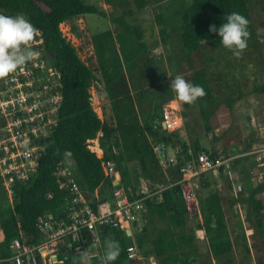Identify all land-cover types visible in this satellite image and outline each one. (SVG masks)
<instances>
[{"label":"trees","instance_id":"trees-1","mask_svg":"<svg viewBox=\"0 0 264 264\" xmlns=\"http://www.w3.org/2000/svg\"><path fill=\"white\" fill-rule=\"evenodd\" d=\"M163 1L165 0H137V4L138 8H144ZM251 1L192 0L189 7V21L180 35L184 55V78L204 88L206 94L195 101V106L200 108L207 133L212 130L210 120L214 113L210 110L214 94L206 70L207 55L214 60L216 53L225 48L218 34L209 30L210 26L213 24L219 26L228 14L238 12L249 20L248 32L252 35L254 31L249 9ZM0 9L12 14L24 12L30 22L43 32L44 48L54 65L60 70L63 84L59 125L55 132L44 140L46 152L41 160L39 172L28 184L17 186L13 205L4 191L9 204L8 208H4L6 202L0 206V264H12L9 261L12 257L10 244L13 239L21 236L20 231L28 244L39 243L41 234L37 227V219L47 213H53L56 216L62 214L65 192L59 187L55 172L57 167L66 165L68 157H72L76 163L78 181L82 188L90 196L99 189L104 200L111 197L113 187L111 180L105 176L102 166L104 160L116 162L122 184L125 186L132 185L137 188L141 179L137 177L135 169L132 171L124 165L126 157L120 141V133L139 134L147 137L148 140L150 136L153 141L165 143L178 157L186 153L188 146H192L191 142L195 143L193 147L197 151H208L213 156L219 153L229 154L226 150L220 151L217 148L209 149L203 146L199 138L188 141L182 139L178 132L155 130L153 122L161 115L157 113L160 105H157L156 111L144 126L137 124L135 120L130 124L121 121L114 126L110 120H102L99 117L92 104L90 92L95 81L100 79L99 75L93 65L82 60L77 47L67 40L60 26L64 22H71L73 31L81 37L76 20L92 14L105 15L103 10L86 3L85 0H0ZM155 18L163 28L166 23L165 17L160 15ZM118 24L127 25L124 20L119 21ZM130 27L133 28L132 26L127 28L131 29ZM160 34L162 43L167 44L169 38L167 30L163 28ZM140 39L142 40L141 37ZM141 46H144L147 51L145 42H142ZM90 63H92L91 60ZM260 89L264 92V84ZM112 93L115 97L122 95V93ZM233 103H235L233 98L226 100V104L230 107ZM186 131L192 133L193 127L187 125ZM100 133H102L101 136H99ZM98 137L100 150L96 146L97 141H94L95 145L91 148L101 153L100 156L89 149L88 142ZM150 146L151 143H148L147 149L153 154L152 146ZM153 158L159 165L154 154ZM243 161L244 158L236 160L233 167ZM246 169L243 167L242 171ZM171 171L173 176L180 177L177 170ZM220 176L224 179L228 192L225 197L221 195L213 174H203L192 180L199 206V213L194 217H191L188 212L180 185L172 186L160 194L147 198L144 202L147 212L137 220L136 225L137 227L138 221L141 220L143 226L134 240H130L131 237H128L125 232L105 228L102 233L103 252L104 241L115 239L119 241L120 254L112 264H150V258H154L157 264H209V261L230 255L236 250V243L229 211L238 217L235 206L237 207L242 198L235 194L232 176L225 173H221ZM249 180L252 182L250 177L246 179L248 181L247 199L256 218V231L262 240L264 263V199L261 195L264 192V183L250 182L249 184ZM195 218L199 219L197 227L191 224V220ZM198 229L205 231L210 260L204 257L198 244L196 233ZM133 242L140 256L144 257L143 261L128 259L126 249ZM241 249H244L242 251L245 253L250 251L245 238ZM65 264H81V261L71 252Z\"/></svg>","mask_w":264,"mask_h":264},{"label":"rangeland","instance_id":"rangeland-1","mask_svg":"<svg viewBox=\"0 0 264 264\" xmlns=\"http://www.w3.org/2000/svg\"><path fill=\"white\" fill-rule=\"evenodd\" d=\"M85 1L100 7L98 4L100 0ZM106 1L113 7V12L108 11L109 16L92 14L87 15L86 19L88 30L97 45V54H100L102 66L105 68L107 65L99 77L106 82L111 92H120L123 95L117 99L110 97L113 101L111 107L117 110L116 116L120 121L130 124L135 120L140 125V116H142L141 122L144 126L156 111L157 105L161 106L157 113H161L165 106L174 101V105L180 106L183 113L184 126L177 132L184 140L199 138L203 146L209 149L217 148L220 151L226 150L229 153L228 156L264 142V92L260 89L264 84V0H252L249 3L254 33L249 35L247 47L240 55H235L233 51L226 48L218 51L214 60L207 55L206 70L214 94L213 103L210 105V110L214 111L210 120L212 130L208 133L204 117L200 108L195 106L196 103L186 104L179 101L170 87L176 75L182 77L185 75L180 35L189 21L188 10L192 0H165L149 5L148 9L138 8L137 0ZM99 10L105 13L102 7ZM129 11L132 14H124ZM136 12L143 17L148 15L150 20L142 21ZM155 14H160L166 19H164L166 23L163 28L169 34L167 44L162 43L160 31L163 28L156 21ZM122 20L127 25L118 24ZM69 23L73 26L71 22ZM128 26L133 28L128 29ZM74 34L78 38L84 35L83 32L81 37L76 32ZM74 41L81 56H85L86 59L87 54L82 47V41L75 39ZM141 41L145 42V46L152 45L146 51L144 46H141ZM83 46L85 48V45ZM87 60L91 65L92 58L89 57ZM94 87L96 88L97 84ZM228 98L235 99L232 107L226 104ZM134 105L135 107L137 105L138 113L134 111ZM187 125L193 127L192 133H187ZM120 141L126 157L124 165L127 168H131L132 171L138 168L142 171V174H137L141 178L145 179L148 175L149 188L153 190L156 184L167 185L165 174L154 161L152 152L147 149L148 143H151L150 139L139 134L120 133ZM191 143L192 146L195 144ZM94 145V141H91L90 146L94 147ZM68 163L78 177L77 166L72 157H68ZM145 166H149L148 174L143 170ZM243 167L247 169L242 171ZM253 167L261 170V167H257L253 160L244 159L242 163L231 169L232 177H230L234 183L235 194L242 198L237 204L238 209L235 210L239 216L236 217L229 211L230 221L234 227L236 250L230 255L209 261V264H264L260 261L261 258L263 259L260 254H256L255 259L252 255L246 257L245 252L242 251L244 249L240 250L245 238L247 244L250 243L249 241H252V244L254 242L263 254L262 240L256 231V218L247 199L248 181L246 179L252 177ZM214 178L219 185L221 195L227 196L224 179L216 175ZM176 180L177 177L174 178V181ZM250 182L249 180V184L253 183V181ZM193 183L195 185L194 181ZM240 184L243 188L238 192L237 188ZM261 195L264 199V192ZM5 202L4 208H8L9 203L0 183V206ZM138 222L137 227L132 226L134 236L129 238L130 240H134L143 226L141 220ZM198 223V218L191 220L194 227H197ZM197 238L204 257L210 260L207 239Z\"/></svg>","mask_w":264,"mask_h":264},{"label":"built area","instance_id":"built-area-1","mask_svg":"<svg viewBox=\"0 0 264 264\" xmlns=\"http://www.w3.org/2000/svg\"><path fill=\"white\" fill-rule=\"evenodd\" d=\"M0 14H22L27 17L24 12L12 14L1 10ZM37 29L38 35L28 47L38 54L0 78V183L12 205L17 186L28 184L39 172L46 152L44 140L59 125V111L63 102L62 74L44 48L43 32ZM60 29L67 40L75 45L74 39H78L70 23H62ZM78 53L85 61L79 49ZM174 103L165 106L160 117L155 119V130L177 132L184 126L182 110ZM89 149L100 156L91 146ZM152 149L163 172L177 170L180 178L167 185L156 184L154 190L149 188L150 180L144 178L140 179L137 188L125 186L116 162L104 160L105 176L113 185L111 197L104 200L99 189L90 196L82 188L68 162L65 166L57 167V182L65 192L62 214L56 216L47 213L37 219L41 234L39 243L28 244L20 231L21 236L10 244L12 257L9 261L12 264H65L72 252L79 257L81 264H101L102 233L105 228L120 230L132 237V226L136 227L139 217L147 212L145 200L176 185L182 188L191 217L196 216L199 206L192 180L208 173L231 176L235 161L241 158L251 159L257 167H261V170L253 167L255 172L251 180L264 183V142L229 156L221 153L213 156L211 152L197 151L189 145L186 153L178 157L165 143L156 141L152 142ZM242 188L240 184L237 191H242ZM196 233L199 238H206L204 230L198 229ZM126 252L130 260H144L135 243H131ZM150 264L157 262L150 258Z\"/></svg>","mask_w":264,"mask_h":264},{"label":"clouds","instance_id":"clouds-1","mask_svg":"<svg viewBox=\"0 0 264 264\" xmlns=\"http://www.w3.org/2000/svg\"><path fill=\"white\" fill-rule=\"evenodd\" d=\"M248 24L249 20L244 15L232 12L225 17L224 22L219 26L213 24L209 30L218 34L221 44L226 49L233 51L235 55H240L247 47ZM37 35L38 29L24 15L0 14V78L25 65L26 62L38 54L28 47ZM170 87L175 92L178 100L186 104H192L206 94L202 86L186 80L181 75H176L172 79ZM94 140L88 141L89 146L91 141ZM152 142H155V140L151 139V146ZM119 254V241L106 239L101 264H112Z\"/></svg>","mask_w":264,"mask_h":264},{"label":"crops","instance_id":"crops-1","mask_svg":"<svg viewBox=\"0 0 264 264\" xmlns=\"http://www.w3.org/2000/svg\"><path fill=\"white\" fill-rule=\"evenodd\" d=\"M98 4H99V6L100 7H102L103 9H104V11H105V15H107V16H109V14H108V11L110 10L111 12H113V7H112V5H111V3L109 4L106 0H100L99 2H98ZM90 5H92V4H90ZM93 6H95V5H93ZM99 7V8H100ZM148 9L149 7L147 6V7H145V9ZM126 13H131V11H129V12H124V14H126ZM137 13V16L142 20V21H146L145 19H148V20H150V18H149V16L148 15H146L145 17H143V16H141V14L140 13H138V12H136ZM132 14V13H131ZM156 16H160V14H155V16L154 17H156ZM76 23H77V25H78V27H79V30L81 31V32H83L84 33V35L81 37V38H78V37H76V35H75V38H77L78 39V41H82V43H83V45H85V48H84V46L82 45V47H83V49H84V51L86 52V54H87V57H86V60L89 58V57H91L92 58V63H91V65H93L94 66V68H95V71L98 73V75L99 74H101L102 72H103V70L106 68V66H105V68L102 66V61H100V58H99V56H100V54H97V45L95 44V40H94V38H93V35L89 32V30H88V27H87V19H86V17H82V18H79V19H77L76 20ZM116 24V23H115ZM71 25V24H70ZM72 26V25H71ZM120 27L121 28H123V26H121L120 25ZM72 30H73V26H72ZM86 43V44H85ZM151 45L152 44H150L149 46H147V47H151ZM159 45V44H158ZM155 46V45H154ZM153 46V47H154ZM86 49V50H85ZM153 50V49H152ZM85 57V56H84ZM94 57V58H93ZM85 59V58H84ZM85 60V61H86ZM87 63L89 64V61L87 60ZM102 66V67H101ZM100 78V77H99ZM132 80V79H131ZM95 84H97V89L94 87V85ZM128 84L129 85H131L130 84V82H128ZM94 85H93V89H92V92H91V94H92V104H93V106H94V108H95V111L98 113V115L102 118V120H105V119H108V120H110L111 122H113V125L114 126H116L118 123H120L121 121L117 118V116H116V114H117V110H114L113 109V107H111V104L113 103V101H112V99H117V98H120V97H122L123 95H121V96H119V97H115L114 95H113V93L108 89V87L106 86V82L104 81V80H101V79H99L98 81H95V83H94ZM130 87V86H129ZM130 90H131V88H130ZM98 91V92H97ZM139 93L141 92V91H139V89L137 90ZM117 93H120V92H117ZM110 97H112V99L110 98ZM139 98V97H138ZM112 106H113V104H112ZM134 111H136L137 113H138V108H137V105H136V107H135V105H134ZM140 116V115H139ZM141 118H142V116H140V123H141V125H143V123L141 122ZM125 122V121H124ZM101 136V135H100ZM148 136V135H147ZM149 137V139L151 140V137L150 136H148ZM94 141H97V143H98V149L100 150V139H99V137L98 138H96ZM149 166H145L144 168H143V170L148 174V168ZM137 172V174H142V171H140L138 168L137 169H135V173ZM165 173V172H164ZM134 175H136V174H134ZM137 177H139V175H137ZM135 178V177H134ZM165 178H166V182H173L174 181V178H175V176H173V172L172 171H169V172H167V173H165ZM178 179L180 178V177H177ZM145 179H149V177H148V175H147V177H145ZM235 210H237V207L235 206ZM205 240H206V238H205ZM250 243L248 244L249 245V247H250V251L248 252V253H245V255H246V257L248 256V257H251V255H252V257L253 258H255L256 256V254H260L261 255V257H263V254L261 253V250H259V248H258V246L255 244L254 245V242H253V244H252V241H249ZM256 259V258H255ZM261 262L263 261V259L261 258V260H260Z\"/></svg>","mask_w":264,"mask_h":264},{"label":"water","instance_id":"water-1","mask_svg":"<svg viewBox=\"0 0 264 264\" xmlns=\"http://www.w3.org/2000/svg\"><path fill=\"white\" fill-rule=\"evenodd\" d=\"M93 100V99H92ZM128 234H130V232H128Z\"/></svg>","mask_w":264,"mask_h":264},{"label":"bare ground","instance_id":"bare-ground-1","mask_svg":"<svg viewBox=\"0 0 264 264\" xmlns=\"http://www.w3.org/2000/svg\"><path fill=\"white\" fill-rule=\"evenodd\" d=\"M97 146H98V143H97ZM202 234V233H201Z\"/></svg>","mask_w":264,"mask_h":264}]
</instances>
